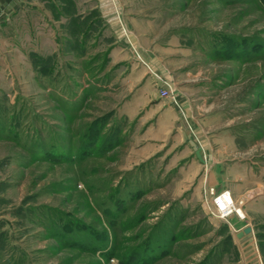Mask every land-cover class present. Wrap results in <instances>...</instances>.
Instances as JSON below:
<instances>
[{
  "label": "rangeland",
  "instance_id": "obj_1",
  "mask_svg": "<svg viewBox=\"0 0 264 264\" xmlns=\"http://www.w3.org/2000/svg\"><path fill=\"white\" fill-rule=\"evenodd\" d=\"M77 1L109 20L80 49L49 10L0 20V264H264V0ZM164 100L246 161L252 234L178 173L173 129L140 143Z\"/></svg>",
  "mask_w": 264,
  "mask_h": 264
},
{
  "label": "crops",
  "instance_id": "obj_2",
  "mask_svg": "<svg viewBox=\"0 0 264 264\" xmlns=\"http://www.w3.org/2000/svg\"><path fill=\"white\" fill-rule=\"evenodd\" d=\"M102 1L107 3L106 0ZM79 7L77 0H0V17L2 16L0 20L4 21L3 18L7 19L9 15H15L22 10L27 16L35 14L36 11L49 10L52 19L60 22L62 30L72 31L71 36L76 40L70 41L71 49H80L81 42L87 40L89 35L81 38V34L75 31H81L82 28L90 31L91 24L95 23L97 16L107 23L109 20L103 13L99 1L87 12H81ZM108 14L111 16V13L108 12ZM27 22L29 26H32L31 18H27ZM152 98L150 97L149 101ZM187 106H189L188 103L176 104L166 100L150 102L145 114L149 116L147 118L150 122L141 131L140 143L144 146H149L150 143L160 144L164 140L163 135L173 129V139L176 143L184 142L183 153L176 156L173 165L179 167L178 173L186 175L185 180L188 183H195L196 191H204L203 205L206 204V191L209 186H214L216 189L229 188L235 199H243L245 203L247 198L245 194L250 189V180H252L249 177L246 161L240 157H226L221 147H214V141L222 142V140L218 136L211 137L207 134L200 119L194 118L192 110ZM150 115L155 117L154 120L150 119ZM181 159L186 161L181 162ZM229 223L231 228H237L238 231L246 225L240 223L238 217L231 218V216Z\"/></svg>",
  "mask_w": 264,
  "mask_h": 264
},
{
  "label": "built area",
  "instance_id": "obj_3",
  "mask_svg": "<svg viewBox=\"0 0 264 264\" xmlns=\"http://www.w3.org/2000/svg\"><path fill=\"white\" fill-rule=\"evenodd\" d=\"M159 92H160V96L168 97L171 96L172 91L170 89V85H167L161 87ZM207 192L208 193L205 200L207 204L209 203L211 205L209 209L211 214L224 219H227V217H229V215L233 213L239 217L244 216L238 212L236 206L238 202L232 195L229 188L216 189L214 186H209ZM237 231H238L237 228H233V234H236ZM246 235L249 234H244L243 236H240V238H244Z\"/></svg>",
  "mask_w": 264,
  "mask_h": 264
},
{
  "label": "water",
  "instance_id": "obj_4",
  "mask_svg": "<svg viewBox=\"0 0 264 264\" xmlns=\"http://www.w3.org/2000/svg\"><path fill=\"white\" fill-rule=\"evenodd\" d=\"M244 234H252V227L250 225H245L236 233L238 237L243 236Z\"/></svg>",
  "mask_w": 264,
  "mask_h": 264
},
{
  "label": "trees",
  "instance_id": "obj_5",
  "mask_svg": "<svg viewBox=\"0 0 264 264\" xmlns=\"http://www.w3.org/2000/svg\"><path fill=\"white\" fill-rule=\"evenodd\" d=\"M91 128H92V126H91ZM99 128V127H98ZM97 128V126H94V128L93 129H91V131L90 132H92V133H94V136L96 137V140H97V135H98V132H99V129ZM110 139V138H109ZM109 139H106V141L107 140H109ZM95 141V140H94Z\"/></svg>",
  "mask_w": 264,
  "mask_h": 264
},
{
  "label": "bare ground",
  "instance_id": "obj_6",
  "mask_svg": "<svg viewBox=\"0 0 264 264\" xmlns=\"http://www.w3.org/2000/svg\"><path fill=\"white\" fill-rule=\"evenodd\" d=\"M237 206V205H236ZM237 210H238V208H237ZM239 212V211H238Z\"/></svg>",
  "mask_w": 264,
  "mask_h": 264
}]
</instances>
